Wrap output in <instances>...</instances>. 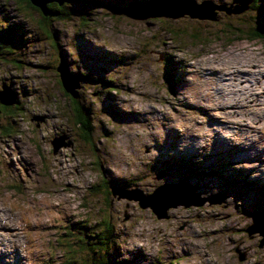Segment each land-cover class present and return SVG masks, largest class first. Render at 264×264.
Segmentation results:
<instances>
[{
	"label": "rangeland",
	"instance_id": "374dc122",
	"mask_svg": "<svg viewBox=\"0 0 264 264\" xmlns=\"http://www.w3.org/2000/svg\"><path fill=\"white\" fill-rule=\"evenodd\" d=\"M129 1L72 0L70 16L46 30L39 11L0 0V34L11 28L0 43V90L16 97L7 108L0 102V264H89L79 231H101L104 219L117 264H264V234L247 231L264 210V110L249 106L234 118L212 109L243 99L231 101L219 82L229 66L238 70L230 52L249 57L242 64L264 62V0L219 11L216 21L115 11ZM60 56L82 75L75 92L89 139L63 90ZM184 177L214 203L159 219L110 192L120 184L152 193Z\"/></svg>",
	"mask_w": 264,
	"mask_h": 264
},
{
	"label": "water",
	"instance_id": "95a60500",
	"mask_svg": "<svg viewBox=\"0 0 264 264\" xmlns=\"http://www.w3.org/2000/svg\"><path fill=\"white\" fill-rule=\"evenodd\" d=\"M31 4L37 7L41 13L45 16H55L57 13L51 10L48 6L49 3L56 2L62 5L65 0H29ZM238 2L240 5L232 7V4ZM252 0H233L230 5L216 4L210 0H205L201 3H197L195 0H147V1H132L126 7L115 8L116 12H122L124 15L135 20H144L147 18H179L185 15L191 18L209 19L216 21L218 19V12L224 11L227 14H238L249 8V4ZM207 9V10H206ZM204 10V13L202 12ZM57 72L64 90L70 94L73 98H77L78 95L75 89L79 87L80 77L73 74L67 65L65 58L60 56V61L57 66ZM3 90H0V102L6 106L16 103V97H8L11 93L9 87L3 84ZM55 151L61 145L62 140H53ZM197 186L191 185L187 182V177L182 178L179 182L164 183L156 188L152 193L145 194L141 189H126L121 186L111 187L110 192L113 196H117L119 199H128L138 201L141 208H150L161 218H167L169 216L168 211L171 208L178 206H202L206 201L214 203V198H200L194 193ZM258 218L264 219V210L257 212ZM127 217V216H126ZM256 219V225L247 228L248 233L261 232L264 234L263 224H260L259 219ZM244 258V255L240 256ZM109 264V263H102Z\"/></svg>",
	"mask_w": 264,
	"mask_h": 264
},
{
	"label": "trees",
	"instance_id": "16d2710c",
	"mask_svg": "<svg viewBox=\"0 0 264 264\" xmlns=\"http://www.w3.org/2000/svg\"><path fill=\"white\" fill-rule=\"evenodd\" d=\"M16 1L20 5L21 10H22L21 5H27L28 7L33 8L36 11H39V9L35 6H33L31 4V2L28 0H16ZM67 1L72 2V0H65V2H67ZM75 1L100 2V0H75ZM133 1H141V0H133ZM65 2L62 5H60L56 2H52V3L48 4L49 8L51 10L55 11L57 14L55 16L54 15L53 16H45L44 15L42 17L46 30H49L48 25L50 22H52L51 20H53L54 18H61L62 19V18H68L70 16L69 10H66ZM254 2H256V0H252V4ZM261 25H262V22L259 24V26H261ZM10 30H11V28L6 29L4 32H2V33H5V36H2L0 34V43H2L1 41H6V40L11 39ZM255 36H258V35H255ZM2 51H4V50H2V48H1V52ZM73 74L82 78L81 74H77L75 72ZM171 78H172V75H171ZM109 83H113V80L109 79ZM63 90H64V88H63ZM68 95H70V94H68ZM70 97L74 103V107H73L72 111L75 113L80 124H82V128L85 132V138L89 139L90 138L89 136L91 133L90 120L87 117V114L85 113L83 107L78 104L77 98H73L71 95H70ZM3 108H7L6 105H4ZM115 185L126 188L125 186H122L120 184H115ZM106 189L108 190L107 193L110 194L109 189L108 188H106ZM102 223H103V225L101 227V231H98V232H96V231L88 232L87 226H85L83 224L81 225L82 229H84V230H81L79 232H80V234L83 235V238H80L79 240L81 242L80 248L82 250H84V253H85V256H83V258L87 259V258L91 257V259H93L91 261L92 263L90 262L91 264H102V263L117 264V262L112 260V255L109 252V250H110L109 248L112 246L111 244L112 243L114 244V242L116 240L115 237L113 236L114 235V233H113L114 227L112 226V224L107 219L102 220ZM68 263L73 264V261L72 260L68 261ZM118 264H121L120 260H119Z\"/></svg>",
	"mask_w": 264,
	"mask_h": 264
},
{
	"label": "bare ground",
	"instance_id": "6f19581e",
	"mask_svg": "<svg viewBox=\"0 0 264 264\" xmlns=\"http://www.w3.org/2000/svg\"><path fill=\"white\" fill-rule=\"evenodd\" d=\"M244 51V50H243ZM229 53V52H228ZM230 55V61H237L236 62V65H238V70L237 71H232V69H236V66H229L227 69L228 72H224L222 74V78L221 80L219 81L220 82V85L221 87H224L223 90H228V98L232 99L235 98L237 99L238 97L242 96V98L240 99H237L236 102L232 101L227 103V102H224L225 104H221L219 106L216 105V107H213L212 109H219L224 115L225 117L226 114H232L233 113V117L235 118V115L236 114H240L241 110L242 109H247L249 106H255V108H258V111L259 109L260 110H264V102L262 101L263 98L262 96H264V83H262L261 81H257L258 79H256L258 77V72L260 71H263L264 70V62L261 63V64H256V63H253V62H249L251 63L250 65H248L249 63H244L242 64V62L245 60V59H248L249 57L247 56H242L240 54L242 53H238L236 55V53H232L230 52L229 53ZM234 54V55H233ZM247 54V53H246ZM246 57V58H245ZM253 57V56H252ZM257 58V57H255ZM253 59V58H252ZM233 61V62H234ZM222 63V62H220ZM225 63L227 64V62L225 61ZM221 65V64H220ZM228 66V65H227ZM223 67V66H222ZM215 73H219L218 70H216L214 68L213 70ZM247 74L248 75H252L256 80H249L248 77H247ZM264 74V73H263ZM259 78V77H258ZM205 79V78H204ZM238 80V82H237ZM218 82V83H219ZM236 87V88H235ZM256 90H255V89ZM260 90H259V89ZM257 89L259 91H257ZM219 90V89H218ZM254 90H255V93H254ZM256 91L258 92V94L256 93ZM225 93V92H224ZM220 94V93H219ZM256 95H261L259 99H255V96ZM237 97V98H236ZM258 97V96H257ZM225 99V98H223ZM210 100V99H209ZM242 100H247V102H244ZM249 100V101H248ZM234 102V103H233ZM211 103V102H210ZM238 104H241V107L238 106ZM224 108H228L230 109V112H226L224 111ZM254 109V108H252ZM233 110V111H232ZM239 110V111H237ZM229 111V110H228ZM256 111V112H258ZM240 112V113H239ZM213 120L216 122V123H219L220 124V128L226 124L228 126L232 124V122H223L222 119H215L213 118ZM241 122L242 124L248 126L249 125V122H248V119H245V117L242 116V119H241ZM223 124V125H222ZM178 126V125H177ZM226 128V127H225ZM229 128V126H228ZM248 128V127H246ZM249 129V128H248ZM249 132V131H248ZM228 133V131H227ZM238 148L240 150H243L244 149V146H238ZM247 158L249 156H246ZM245 158V157H244ZM5 225V224H4ZM7 225V224H6ZM3 237V236H2Z\"/></svg>",
	"mask_w": 264,
	"mask_h": 264
},
{
	"label": "flooded vegetation",
	"instance_id": "af4514ba",
	"mask_svg": "<svg viewBox=\"0 0 264 264\" xmlns=\"http://www.w3.org/2000/svg\"><path fill=\"white\" fill-rule=\"evenodd\" d=\"M29 1V0H28ZM133 1V0H132ZM132 1H129L128 3L124 4V6H127L129 3H131ZM69 1L65 2V4H68ZM123 6H121L122 8ZM39 12L41 13V11L39 10ZM42 14V13H41ZM43 15V14H42ZM44 16V15H43ZM0 53H1V47H0ZM65 91V90H64ZM66 92V91H65ZM66 94L68 95V93L66 92Z\"/></svg>",
	"mask_w": 264,
	"mask_h": 264
}]
</instances>
